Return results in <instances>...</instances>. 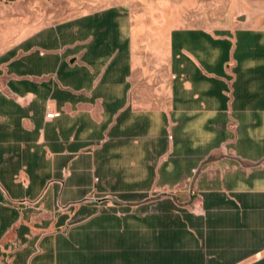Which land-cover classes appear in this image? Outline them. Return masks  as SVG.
Returning a JSON list of instances; mask_svg holds the SVG:
<instances>
[{
    "label": "crops",
    "instance_id": "0c3cea01",
    "mask_svg": "<svg viewBox=\"0 0 264 264\" xmlns=\"http://www.w3.org/2000/svg\"><path fill=\"white\" fill-rule=\"evenodd\" d=\"M39 4L0 0V264H264V28Z\"/></svg>",
    "mask_w": 264,
    "mask_h": 264
},
{
    "label": "rangeland",
    "instance_id": "374dc122",
    "mask_svg": "<svg viewBox=\"0 0 264 264\" xmlns=\"http://www.w3.org/2000/svg\"><path fill=\"white\" fill-rule=\"evenodd\" d=\"M111 5L127 8L135 38L172 28H264V0H40L49 21Z\"/></svg>",
    "mask_w": 264,
    "mask_h": 264
},
{
    "label": "built area",
    "instance_id": "2783aa9c",
    "mask_svg": "<svg viewBox=\"0 0 264 264\" xmlns=\"http://www.w3.org/2000/svg\"><path fill=\"white\" fill-rule=\"evenodd\" d=\"M54 116H55V113L54 112H48L45 117H46V119H51Z\"/></svg>",
    "mask_w": 264,
    "mask_h": 264
}]
</instances>
